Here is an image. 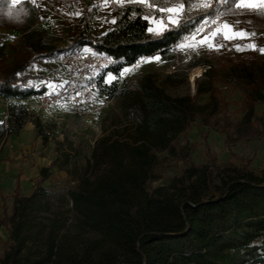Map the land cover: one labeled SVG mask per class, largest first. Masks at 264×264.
I'll use <instances>...</instances> for the list:
<instances>
[{"label":"trees","instance_id":"trees-1","mask_svg":"<svg viewBox=\"0 0 264 264\" xmlns=\"http://www.w3.org/2000/svg\"><path fill=\"white\" fill-rule=\"evenodd\" d=\"M58 1L71 4L82 0ZM238 1L218 0L208 8L189 11L190 0H148L155 7L91 0L81 9L80 31L74 40L55 48L29 40L43 8L31 0H0V28L22 31L13 44L11 62L4 64L0 50V97L8 104L6 124L0 123L2 142L24 125L27 113L17 100L45 91L44 86L29 84L34 74L28 68L83 46L108 58L96 85L108 98L116 99L117 109L126 120L120 136H103L95 141L83 174L75 177V184L67 190L76 228L70 242H63L54 230H49L41 251L33 257L23 254V229L34 211L32 201L45 197L47 192L37 184L23 196L19 182L15 183L10 214L4 200L1 204L0 227L6 228L7 240L0 252V264H264V170L255 173L250 158H239L238 165L219 163L204 140L203 162L189 163L168 185L153 186L161 177L158 154L167 151L187 157L190 149L175 145L179 134L198 110H204L208 122L220 109L211 84L215 75L221 83L243 92L248 101V121L254 116V105H264V94L255 80L258 68L263 70L264 81V60L246 50L230 54L212 50L205 55L209 101L204 106H197L190 95L161 92L153 86L150 73L122 86L119 80L125 66L157 54L176 65L167 77L183 80L186 73L180 71V59L171 58V49L204 20L220 12L234 26L264 34V9L237 7ZM181 2L184 10L178 23L168 24L159 33L149 31L150 22L145 17L164 16L159 7ZM105 5L111 9L113 21L106 31L93 34L91 22ZM214 28V23L207 26L209 31ZM215 39H222L221 32ZM198 64L199 60L193 59L190 68ZM106 74L115 78L106 83ZM34 126L46 144L49 139L41 124L34 120ZM54 147L57 155L48 166L40 168L39 181L51 175L52 167L68 170L72 154L61 141H56ZM71 169L77 173L76 163ZM84 232L93 237L83 239Z\"/></svg>","mask_w":264,"mask_h":264},{"label":"rangeland","instance_id":"rangeland-1","mask_svg":"<svg viewBox=\"0 0 264 264\" xmlns=\"http://www.w3.org/2000/svg\"><path fill=\"white\" fill-rule=\"evenodd\" d=\"M15 1L12 0V2ZM31 1L43 8V14L40 21L31 29L29 40L40 41L42 44L55 48L74 40L75 35L80 31L79 14L81 9L84 4L91 3V0H82L71 4H61L58 0ZM214 1L218 0H190L189 11L202 8V6L192 7V5L204 3L209 5ZM221 1L219 0V2ZM246 2L259 3V0H247ZM104 8H107V5ZM164 13V16L148 17L149 29L160 26L154 21H163L166 27L172 23L169 17L177 20L182 12L179 15ZM224 15V12H220L218 16L204 20L189 36L171 49L173 54L171 58L180 59L178 62L181 66L180 71L186 73L183 80L176 81L168 78L169 73L176 70V65H170L167 59L157 54L125 66L119 75L121 86L150 73L153 86L161 92L170 96L190 95L197 106H204L209 101V92L205 90L208 78L203 72V68L207 69L208 67L204 61L205 55L212 50L225 54L246 50L249 54L254 53L258 60H264V52L259 51L260 48H264L263 32L248 30L242 26L236 27L233 23L224 20ZM112 18L111 10H102L91 22L93 34L106 31L113 21ZM210 23L215 24V28L211 31L207 29ZM225 24L230 28H224ZM217 30L222 34L221 40L215 39V35H213ZM21 32V30L0 28V50L5 56L4 64L13 60V44ZM237 32L249 33V35H233ZM252 33L254 35H251ZM227 36H232V38H226ZM253 44L256 46L255 49L249 47ZM89 49V47L83 46L80 50ZM157 57L159 59H156ZM61 58L62 55L54 59H42L29 67L27 71L34 74L29 79V84L34 87L44 86V92L58 87L59 80L63 77ZM193 59L199 60V64L190 68ZM126 69L129 71H125ZM114 78V75L106 74L103 81L110 83ZM255 80L259 90L264 94L263 70L255 69ZM211 84L220 103V109L208 122L205 121L204 110H198L186 130L179 134L175 145L177 148L190 149L187 157L167 151L158 154V172L161 177L153 182V186L168 185L189 163L203 162L204 140L211 151L216 154L219 163L232 162L238 165L239 158H250V167L255 173L261 174L264 170V105L256 103L253 107L254 116L248 121L246 115L248 101L243 92L231 85L221 83L218 75L214 76ZM93 99L95 105H91L84 116L75 115L69 105L63 103L55 122L49 124V128L54 129L55 132L52 138H48L46 144H43L40 136L36 134L34 120L26 115L24 125L20 129L21 131L19 130L21 133L19 143L20 146H22L21 144L26 145V151L18 153L17 158H12L17 162L0 164V216L3 215L2 200H4L7 213L11 212L13 188L17 181L21 188L20 194L23 196L29 195L37 184L47 192L45 197L32 201L34 211L26 218L23 229L26 241L22 250L25 256L33 257L43 249L49 230H54L55 235L60 240H64L63 242H70L74 239L73 236L76 233L75 215L68 199L67 190L75 184V177L83 174L95 141L103 136L116 137L121 134L126 120L117 109L116 99L108 98L101 93L97 85ZM1 100L4 99L0 97V118L3 119L7 115L8 104L5 100V104H3ZM3 112H6V115H3ZM3 124H6V120ZM204 134H206L205 138ZM56 141L63 142V148L72 154L68 170L52 167L51 175L39 181L40 168L48 166L57 155L54 147ZM4 142L0 140V144ZM21 156L25 157L23 160L28 161V165L20 163L22 162ZM74 163L77 166V173L71 169ZM16 169L18 172H15ZM90 237L93 235L88 232H84L82 235L83 239ZM5 240H7V230L1 226L0 252H2Z\"/></svg>","mask_w":264,"mask_h":264},{"label":"built area","instance_id":"built-area-1","mask_svg":"<svg viewBox=\"0 0 264 264\" xmlns=\"http://www.w3.org/2000/svg\"><path fill=\"white\" fill-rule=\"evenodd\" d=\"M61 59L63 77L58 87L17 100L27 115L41 124L48 138L54 136L55 131L49 128V124L55 122L63 103H67L71 111L80 116L95 105L93 96L97 75L109 63L108 58L91 49L69 51ZM205 70L203 68V72Z\"/></svg>","mask_w":264,"mask_h":264},{"label":"snow or ice","instance_id":"snow-or-ice-1","mask_svg":"<svg viewBox=\"0 0 264 264\" xmlns=\"http://www.w3.org/2000/svg\"><path fill=\"white\" fill-rule=\"evenodd\" d=\"M123 2V0H122ZM128 3H139V4H145L146 6L148 7H155V5L151 4L148 2V0H127ZM199 6H202L204 8H208L209 5L207 3H204L202 5H192V7H199ZM237 7H246V8H251V9H264V0H259V3H251V2H246V0H241V3L237 4ZM184 10V4L181 2V3H178L176 5H173L171 7H159L158 8V11H162V12H167V13H171V14H174V15H179L181 12H183ZM145 19H148V17H145ZM169 19L171 20V22L173 24H176L178 23V20L176 19H172V17H169ZM154 23H159V27L157 28H150L149 31L150 32H157L159 33L160 31H163L164 30V27L165 25L163 24V21H154ZM224 28H230L229 25L225 24L224 25ZM219 33V30H217L216 33H213V35H216ZM233 35H236V36H246V35H249V33H244V32H237V33H234ZM251 35H254V33H252ZM226 38H229L231 39L232 36H227ZM207 39V38H206ZM212 46V45H210ZM249 47L255 49L256 46L253 44V45H249ZM259 51L261 52H264V48H260ZM156 59H159L158 57ZM145 62H148V61H145ZM125 71H129L128 69H126Z\"/></svg>","mask_w":264,"mask_h":264},{"label":"crops","instance_id":"crops-1","mask_svg":"<svg viewBox=\"0 0 264 264\" xmlns=\"http://www.w3.org/2000/svg\"><path fill=\"white\" fill-rule=\"evenodd\" d=\"M18 1L19 0H16L13 3H16ZM124 1H126V0H123V2ZM240 1L241 0H239L237 4H239ZM121 2L122 1H120L119 3H121ZM103 10H111V9L107 6V8H103ZM1 101L3 104H5L4 100H1ZM3 115H6V112H3ZM4 120H6V116L3 117V119L0 118V123H3ZM20 131L17 134H13V135L8 136L4 140L5 142L3 144L2 143L0 144V159H2L0 161V164H2L4 162L15 163L17 161L12 160V158H17L18 153H23L26 151V145L21 144L22 146H20V143H19V138H20V134H21ZM6 158H9V159H6ZM21 159H22V162H20L21 164L24 163L25 165H28V161L23 160V159H25V157L21 156ZM15 172H18V170L16 169Z\"/></svg>","mask_w":264,"mask_h":264}]
</instances>
